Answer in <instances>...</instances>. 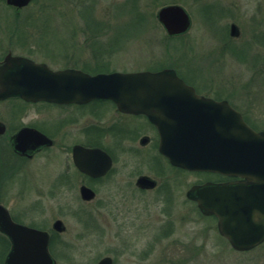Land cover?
I'll use <instances>...</instances> for the list:
<instances>
[{
    "label": "rangeland",
    "instance_id": "374dc122",
    "mask_svg": "<svg viewBox=\"0 0 264 264\" xmlns=\"http://www.w3.org/2000/svg\"><path fill=\"white\" fill-rule=\"evenodd\" d=\"M173 4L186 10L191 25L169 37L156 14ZM80 22L111 25L109 37L120 39L123 48L119 58L129 59L132 68L176 66L197 86L228 87L232 102L247 108V122L264 129V0H31L18 11L0 0L2 44L13 38L16 23L43 24L45 38L60 39L73 37L55 29ZM231 23L239 30L234 38ZM56 156L54 149L39 155L24 177L14 178L35 186L11 184L1 193L10 210L38 229L51 230L55 218L62 220L65 231L54 234L50 245L56 264H95L104 256L114 264H264V242L234 250L219 235L215 218L185 201L190 176L180 175L174 205L159 193L118 190L110 182L97 187L93 201L82 202L71 164L69 183L58 186L67 165L57 164Z\"/></svg>",
    "mask_w": 264,
    "mask_h": 264
},
{
    "label": "water",
    "instance_id": "95a60500",
    "mask_svg": "<svg viewBox=\"0 0 264 264\" xmlns=\"http://www.w3.org/2000/svg\"><path fill=\"white\" fill-rule=\"evenodd\" d=\"M15 8L27 6L31 0H4ZM158 22L169 36L185 33L191 25L186 10L177 4L161 7ZM238 27L231 23L230 36H238ZM21 59L6 57L0 66L4 84L0 99L18 95L25 100H46L57 103H82L92 98H108L118 107L146 113L158 125L162 139L160 153L174 166L186 170L218 172L240 179L224 183L207 182L193 185L186 197L197 204L202 215L217 218L218 233L236 251H247L264 241V130L255 131L244 122L240 112L226 103L207 105L193 87L185 83L172 69L158 71L114 72L89 76L80 72L50 73L44 79L33 77L18 69ZM31 68L38 65L28 63ZM44 81V82H43ZM207 105V113L176 117V113H197L199 105ZM164 111V122L157 113ZM22 133L14 139V147L21 142ZM36 145L50 143L36 132ZM23 141V139H22ZM80 155V161H79ZM73 160L80 170L98 176L109 168V163H98L93 149L73 148ZM137 185L154 187L155 182L141 176ZM84 200L94 198V192L81 187ZM57 232L65 230L60 219L52 224ZM0 231L11 242L4 264H56L51 256L49 234L45 230L15 223L0 205ZM95 264H113L104 256Z\"/></svg>",
    "mask_w": 264,
    "mask_h": 264
},
{
    "label": "flooded vegetation",
    "instance_id": "af4514ba",
    "mask_svg": "<svg viewBox=\"0 0 264 264\" xmlns=\"http://www.w3.org/2000/svg\"><path fill=\"white\" fill-rule=\"evenodd\" d=\"M13 8L16 11L22 9ZM70 26H72L71 29L55 30L67 31V35L71 34L73 38L55 39L45 38L48 28L45 29L43 24L16 23L12 29L13 38L6 40V43L3 44L0 42V66L4 64L6 57L19 58L23 60L17 66L19 70L28 69L30 72H26V74L43 79H47L50 73L65 71L96 76L114 72L158 71L168 68L174 70L180 78L191 85L194 92L201 97V101H205L208 103L207 105L226 103L239 111L244 121L254 130H264L247 122L245 119L247 108L243 111L232 102L229 97L231 91L228 87L197 86L192 81H187L185 75L176 66L159 69L132 68L127 63L129 59L119 58L123 48L120 39L109 37L111 31L114 30L110 28L111 25L80 22ZM28 63L38 66L31 68ZM3 84V78L0 76V88ZM207 105H199L197 113L178 112L175 115L178 118L181 115L186 117L196 114L203 116L207 113ZM155 113L159 120L164 122V111ZM36 132L44 135L50 143H41L37 146L33 140L36 137ZM21 133V142L16 148L14 139ZM161 139L162 135L158 125L152 122L146 113L122 109L108 98L96 97L78 104L46 100L29 101L18 95H9L0 99V205L7 210L11 220L15 223L36 227L27 223L24 219L25 215L22 216L21 212L16 214L10 210L3 203L1 193L4 187L11 186V184L22 189L35 186L36 183L27 180L16 183L14 178L24 177V172L30 166H35L36 157L46 155L53 149L54 154L58 155L54 157L56 158L55 162L67 165L66 172L58 174V186H65L69 183L67 172L71 164L76 171V181L74 180V182L78 183V190L84 186L94 192V198L90 200H84L80 192L79 196L82 202L93 201L98 193L97 187L110 182L118 190L130 189L139 194L159 193L162 201L168 205H174L175 201L179 200L178 179L181 174L191 178L187 189L184 190L185 196L193 185L207 182L224 183L236 179L213 171L177 168L160 153ZM75 146H79L80 150L93 149L98 163H109V168L98 176L86 174L74 164L73 148ZM69 159L71 163H69ZM141 176L153 180L154 187L142 188L138 186L136 182ZM24 182H27L28 185L23 184ZM185 201L197 206L195 201L187 197ZM57 219L55 218L54 221ZM54 221L51 223V230H45L49 234V250L53 235L65 231H54L52 229ZM0 242L2 246L0 264H4L11 242L2 231H0ZM6 245L8 246L7 251L4 253Z\"/></svg>",
    "mask_w": 264,
    "mask_h": 264
}]
</instances>
